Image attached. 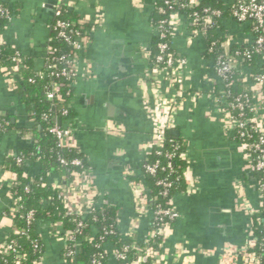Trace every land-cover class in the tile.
Listing matches in <instances>:
<instances>
[{
  "label": "crops",
  "instance_id": "obj_1",
  "mask_svg": "<svg viewBox=\"0 0 264 264\" xmlns=\"http://www.w3.org/2000/svg\"><path fill=\"white\" fill-rule=\"evenodd\" d=\"M2 1L15 16L1 38L18 47L22 54L34 57L37 71L44 68L46 52L42 48L49 35L48 22L52 19L44 3L58 6L67 1L72 11L90 22L102 14L101 23L91 32L88 47L78 59L72 100L75 111L72 143L86 157L97 204L116 206L121 230L126 232L136 225V236L143 240L153 215L152 211H138L127 171L141 174L140 163L145 157L153 126L146 106L153 107L154 99L161 95L168 99L176 95L175 89L166 85L158 90L149 83L142 85L149 67L144 49L151 48L155 38L153 16L157 0H138L137 3L134 0ZM227 25L239 37L247 31L236 23ZM172 47L188 61L190 75L185 81L188 96L175 103L174 133L186 142L190 159L188 177L196 190L179 191L173 197L180 218L164 242L162 264H219L224 247L242 248L249 240L250 216L241 205L243 199L236 182H243L245 198L253 207L258 205V195L245 168L244 156L231 133L225 131L208 95L214 70L206 52L205 38H192L191 27L184 17ZM87 64L94 73L89 79L85 76ZM0 113L9 115L13 125L2 134L0 147L7 144L9 155L30 150L21 147L22 144L28 146V141L33 139L23 131L33 126L30 113L15 92L10 76L2 71ZM112 122L122 127L119 134L108 132V124ZM32 162L28 171L39 172L34 167L37 161ZM4 164L0 166L3 178L0 182V241L11 231L12 224L5 216L10 202L11 171L6 170ZM51 180L68 191L73 203L86 200L78 191H73L71 176L54 173ZM51 223L48 219L36 223L46 247V264H64L61 259L63 242L56 236ZM105 247L109 251L113 249L111 243Z\"/></svg>",
  "mask_w": 264,
  "mask_h": 264
},
{
  "label": "built area",
  "instance_id": "obj_2",
  "mask_svg": "<svg viewBox=\"0 0 264 264\" xmlns=\"http://www.w3.org/2000/svg\"><path fill=\"white\" fill-rule=\"evenodd\" d=\"M223 6L220 8H213L211 6H202V0H186V3H178V0H163V6H159V12L167 14L168 16L160 19L158 25L154 27L155 36L158 37L157 52L152 53L150 48L144 49V55L149 61V67L145 72V78L142 85L145 83L151 84L153 88L158 90L166 85L167 88L175 89V98H167L165 95L154 99V106H146L147 112L150 113L152 119V133L147 145L145 157L156 150L158 154H162L161 148L166 145L167 130L174 128V106L175 103L184 101L188 96V89L185 87V81L189 77L187 71L188 61L185 57L177 54L173 47V39L178 34L182 19L185 17L191 27V37L202 36L205 38V34L209 28L216 24V18L224 15V12H228L229 17L223 16V24L225 29H221L220 33L224 40L221 45L223 52H215L214 46L216 40H213L210 44L206 42V52L210 53L208 56L212 61L214 70V77L211 79V87L208 90V95L211 98L214 110L219 117L225 131L231 133L237 131L243 139L241 142H237L239 150L244 156L246 169L249 172L254 173V187L258 195V205L253 207L248 203L245 198L244 184L241 180L236 182L237 191L242 200V207L250 216L249 223V240L242 247L235 246L224 247L219 255V264H260L263 253L256 250V245L259 241L258 236L254 234V220L253 214H258V223L264 227V0H222ZM135 3L138 0H134ZM56 8V16L60 14V5ZM198 8L190 14L185 13L181 8ZM0 14L10 17L9 11L0 6ZM55 16V17H56ZM102 14H98L97 18L91 22L93 24L92 30L89 32V37L85 42L72 40L64 31L69 24L63 20H57L53 22L52 29L61 28L60 34L68 40L77 52L73 54H67L57 60H64L65 66L58 67L56 57L51 60L50 55L54 53V50L50 47V43L46 52L44 68L41 71L43 77L62 76L68 82L54 81L52 83V90L47 93V97L52 100H61V88L66 86L75 87L77 81V65L80 56L85 53L90 38L91 32L101 23ZM229 22L236 23L238 26L247 29L244 36L233 33L229 26ZM238 36V37H237ZM52 36L50 38V42ZM237 43L240 45L248 44L249 47L244 50L231 51V45ZM4 44L2 38H0V45ZM213 53V54H212ZM256 57V58H255ZM21 57L15 58V65L12 66L13 71H18L21 67ZM2 71V68H0ZM8 74V73H7ZM9 75V74H8ZM10 76V75H9ZM85 76L87 79L94 76L93 70L89 64L85 69ZM235 76L242 82L248 84L250 94H239L233 97L231 89L229 88L235 82ZM10 81L14 84L13 77L10 76ZM63 114H67V110H64ZM47 118V115H45ZM72 120H68L65 123L59 124L58 120L52 126L51 132L56 135L59 140L58 145L61 147L68 146L73 147L72 131L74 130ZM107 130L112 134H119L122 131L120 125L109 123ZM3 130L0 128V140L3 134ZM186 144V142H184ZM14 156L18 165H24V157L21 155L11 154ZM168 159H172L173 154L166 153ZM144 157V158H145ZM181 157L187 161V169L184 174V179L187 184L186 192H194L196 190L195 185L190 182L188 177V165L190 159L187 151L181 153ZM27 161V160H26ZM61 162L64 164H71L82 168L81 171L72 172L73 191H78V195L85 196L86 200L82 203H73L70 200L68 191L63 190L60 185L52 182L55 187L61 189L60 196L63 198L65 206L69 214L81 216L85 219L87 215L96 207H102V205L96 202V191L93 187V183L89 176L87 168L83 167L81 159L75 158L68 160L62 158ZM147 172L156 174L159 168V162L149 164L145 166ZM168 168L173 171L171 162L168 164ZM262 173L260 178L256 177V172ZM135 175L134 172L127 171V176ZM16 174L11 172V180L9 184V203L5 210V216L11 221L22 215V196L13 191V188L18 185ZM76 177V178H75ZM78 177V178H77ZM80 177V178H79ZM3 181L0 176V182ZM133 188L134 198L138 211L144 213L152 211V221L159 222L158 227L155 230H149L144 237V241L148 242L150 237L161 236V250L153 249L149 246L141 248V253L135 259L128 257V246L123 249H118L113 245L111 251L107 250L103 236L101 241L97 244V248L101 253L112 254L113 261L110 264H141L144 257L151 258L150 264H162L164 261V242L170 231L171 224L169 221H165L167 217L170 220L177 221L180 218V213L173 204V198L167 204V207H160L153 209L149 203L148 195L146 194V187L142 181L130 180ZM157 184L163 185L165 188L173 187L174 182L167 179H159ZM26 191H29V187H25ZM165 190L163 195H167ZM36 220L33 210L29 211L25 215L26 225L23 228H18L11 224L12 233H28L31 224ZM52 223V228L55 230L56 236L63 242L64 249L69 246V241H72V249L69 251V255H74L78 252L82 242L76 238V234L81 233V229L85 226L83 220L79 221V228L64 229L60 223H56L53 220H49ZM137 226L133 225L126 233L136 235ZM113 233L114 230H110ZM264 242V238H263ZM0 251L3 254L14 253L18 258H24L25 252L17 247L14 240L2 241L0 243ZM188 261V260H187ZM186 261V262H187ZM34 264H46L45 257L41 256L35 261ZM93 264H102V261L95 257ZM187 264V263H186Z\"/></svg>",
  "mask_w": 264,
  "mask_h": 264
},
{
  "label": "trees",
  "instance_id": "obj_3",
  "mask_svg": "<svg viewBox=\"0 0 264 264\" xmlns=\"http://www.w3.org/2000/svg\"><path fill=\"white\" fill-rule=\"evenodd\" d=\"M186 3V0H178V3ZM202 6H211L213 8L222 9V0H202ZM0 6L9 11L10 17L0 14V38L2 37L6 27L11 23L15 16L12 9L0 0ZM163 6V0H157L155 3L153 26H157L160 19L168 16L159 12L158 7ZM185 13L190 14L198 8H181ZM223 16L229 17L228 12L225 11L224 15L216 18V24L209 28L205 34V40L210 44L216 40L214 46L215 52L222 53L223 47L221 45L224 38L220 30L225 29L223 24ZM63 20L69 24L64 29L66 34L72 39L80 42H85L89 37V32L93 28L90 21L82 20L78 14L72 11L67 1H63L60 5V14L55 17L54 21ZM61 28L52 29L50 47L54 53L50 55L51 60L56 57L58 67H64V60H57L67 54H73L76 49L72 44L60 34ZM158 37L155 36L151 51L153 54L157 52ZM249 45H240L233 43L231 51L239 49L244 50ZM209 55L210 53L207 52ZM213 54V53H212ZM21 57V67L18 71H13L12 66L15 65V58ZM256 58V57H255ZM0 68L2 73L9 74L14 79V90L19 95L21 101L25 104L29 118L33 122L32 128L23 130L25 133L34 139L35 145L32 149L23 152L24 162L26 160L38 161L40 163V171L37 173H30L25 170L22 165H18L14 156L7 157L4 168L16 174L18 185L13 188V191L22 196V208L20 216L12 220L14 226L23 228L26 225L25 215L33 210L36 220L31 224L28 233H7L2 241L14 240L17 247L25 252L24 258H18L14 253L3 254L0 251V264H34L39 257H45L46 247L42 241L40 234L37 232L36 223L40 219L53 220L60 223L64 229H78L79 221L83 220L85 226L81 229V233L76 234V238L81 240L82 244L78 252L74 255H69L72 249V241H69V246L63 249L61 259L64 264H93L95 257H98L102 264H110L113 261L112 254L101 253L97 244L101 241L103 236L104 241L115 245L118 249H123L128 246V257L132 260L140 255L141 248L149 246L153 249L161 250L162 237L157 235L150 237L148 242L139 240L137 236L126 233L121 230L119 224L118 208L114 205H104L96 207L92 210L85 219L81 216L69 214L65 206L63 198L60 196L61 189L52 184L51 175L54 173H62L67 176H72V172L81 171L82 168L71 164H64L61 162L62 158L72 160L75 158L81 159L84 168H88L85 155L77 147H61L58 145L59 140L54 133L51 132L52 126L56 120L60 119L61 123L72 120L75 117V111L72 107V100L75 94V87L64 86L61 88L62 99L52 100L47 97V93L52 90V83L54 81L68 82L62 76L43 77L41 71L34 68V57L22 54L20 49L12 44L4 42L0 45ZM43 71V70H42ZM233 97L239 94H250L248 84L237 79L229 87ZM67 110V114H63ZM47 115V118H45ZM13 125L10 116L0 113V128L3 132H8L12 129ZM231 138L234 141L241 142V136L237 131L231 132ZM162 154H158L156 150L149 153L144 159L141 160L140 170L141 174L129 176L130 180L142 181L146 187V194L153 209L160 207H167L168 202L172 200L177 192L185 191L187 184L184 179V174L187 169L186 159L181 157V153L187 151V145L180 136L174 133V128L167 130L166 145L161 148ZM166 153L173 154L172 159H168ZM159 162V168L156 174L147 172L145 166ZM171 162L173 171L168 168ZM256 177L260 178L262 173L257 171ZM248 178V177H247ZM159 179H167L174 182L173 187L165 188L163 185L157 184ZM25 187H29L26 191ZM167 190L168 194L163 195ZM254 220L253 231L258 236L259 241L256 245V250L263 253L261 263L264 264V227L258 223V214H253ZM165 221H169L171 228L175 227L176 221L170 220L167 217ZM159 222L152 221L149 230L153 231L158 227ZM110 230H114L110 233ZM0 241V243L2 242ZM151 258L144 257L141 264H150Z\"/></svg>",
  "mask_w": 264,
  "mask_h": 264
},
{
  "label": "water",
  "instance_id": "obj_4",
  "mask_svg": "<svg viewBox=\"0 0 264 264\" xmlns=\"http://www.w3.org/2000/svg\"><path fill=\"white\" fill-rule=\"evenodd\" d=\"M43 7L45 8V10L51 12V14H52V19L48 22V25H47L48 29H49V35H48V37H47V39H46V41L44 43V46L42 48L43 51L47 52V49H48V46H49V43H50V38H51L52 25H53V22H54V19H55V16H56L57 5L56 4L54 5L52 3H44ZM58 122H59V124H61V120L60 119H58ZM17 138L19 140L22 139L20 134L17 135ZM22 142H24V141L22 140ZM31 144L35 145L34 139L28 141V146H27V144L26 145L22 144L21 147L26 148V149H32L34 147V145H31ZM9 151L10 150H9V147L7 146V144H2L1 145V147H0V166L2 164H4V162L6 161L7 157H9ZM13 154L14 155H21V154H23V152L22 151H15ZM36 163L37 164H35L34 167H37L38 171H40V168H41L40 163L38 161ZM32 164H33L32 161H26L25 164L23 165V167H24L25 170L28 171L32 167ZM248 175L252 178V181H255V178L253 177L254 176L253 172H249Z\"/></svg>",
  "mask_w": 264,
  "mask_h": 264
}]
</instances>
